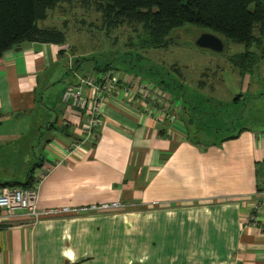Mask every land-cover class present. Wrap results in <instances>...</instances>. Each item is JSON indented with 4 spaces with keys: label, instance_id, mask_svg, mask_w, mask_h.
I'll return each mask as SVG.
<instances>
[{
    "label": "crops",
    "instance_id": "obj_1",
    "mask_svg": "<svg viewBox=\"0 0 264 264\" xmlns=\"http://www.w3.org/2000/svg\"><path fill=\"white\" fill-rule=\"evenodd\" d=\"M67 47L23 42L0 56V163L7 179L0 188L24 183L38 164L33 178L50 169L38 187L39 210L110 201L123 208L36 222L0 210V264H264V203L258 227L243 225L257 186L264 188V132L218 136L200 129L197 110L216 109L210 98L218 92L185 94L180 86L169 97L184 105L176 122H153L140 100L111 103L102 109L96 144L85 141L57 164L78 134L55 129L61 91L74 83L72 72L94 71L86 62L74 65L85 57ZM123 71L112 70L119 83L149 81ZM245 77L238 78L242 84Z\"/></svg>",
    "mask_w": 264,
    "mask_h": 264
},
{
    "label": "rangeland",
    "instance_id": "obj_2",
    "mask_svg": "<svg viewBox=\"0 0 264 264\" xmlns=\"http://www.w3.org/2000/svg\"><path fill=\"white\" fill-rule=\"evenodd\" d=\"M47 26L61 29L66 37L68 53L84 56L90 60L87 64L101 67L108 63L111 69L119 72L129 68L144 80L155 83L163 80L166 83L164 89L171 94L180 91L178 86H182L185 94L197 93L206 97L211 96L207 91L213 88L218 93L210 101L211 107L216 109H209L204 104L200 106L196 115L200 129L217 130L218 136H226L243 128L264 132L263 66L253 68L254 72L246 76L242 84L236 71L226 62L227 56L242 51L241 45L221 39L223 49L219 53L200 49L194 45L195 40L201 34L210 32L203 28L183 26L172 32L167 48H140L142 32L138 25L100 30L99 16L91 9L81 8L77 0H73L71 5L62 3L50 11L47 19L39 23V27ZM243 91L246 93L243 94ZM235 94H241L238 104L230 103ZM251 96L257 98L252 99ZM41 135L45 134L41 132ZM3 169L0 163V181H7L2 174ZM18 172L19 168H16L17 175ZM19 179L17 181H22V178ZM125 216L129 218L130 215L123 216L127 222Z\"/></svg>",
    "mask_w": 264,
    "mask_h": 264
},
{
    "label": "trees",
    "instance_id": "obj_3",
    "mask_svg": "<svg viewBox=\"0 0 264 264\" xmlns=\"http://www.w3.org/2000/svg\"><path fill=\"white\" fill-rule=\"evenodd\" d=\"M72 1L0 0V56L23 42L63 45L66 37L61 29L39 27V23L46 20L48 13L60 4L71 5ZM77 2L81 8L91 9L99 16L100 30L103 28L107 29L106 31L113 30L121 25H138L142 32L139 39L140 48H167L170 45V35L175 29L192 26L206 29L220 37V40L242 46V51L226 57L227 64L240 78L253 73V68L255 70L260 61H264V0H77ZM88 61L90 60L81 58L74 60L73 64ZM130 64L131 62L129 66ZM91 66L94 71L114 70L108 63L101 67L91 63ZM150 82L162 89L167 96H171L164 89L165 81ZM180 107L181 110L184 109V105L180 104ZM55 129L63 136H67L64 126ZM35 167H38V164L29 167L24 183L6 182L2 183L1 187H32L34 181L32 173ZM262 182L264 183V179ZM257 187L256 190L263 189L259 185Z\"/></svg>",
    "mask_w": 264,
    "mask_h": 264
},
{
    "label": "built area",
    "instance_id": "obj_4",
    "mask_svg": "<svg viewBox=\"0 0 264 264\" xmlns=\"http://www.w3.org/2000/svg\"><path fill=\"white\" fill-rule=\"evenodd\" d=\"M69 65L70 62L67 66L70 67ZM71 75L74 77V83L66 85L59 98L63 110L59 126H64L66 130L77 131L78 134L76 141H67L62 151L61 162L57 164H64L68 156L80 149L85 141L89 140L96 144L99 138L102 109L111 103L130 105L140 100L142 114L153 122L161 123L166 120L168 123H174L177 120L180 108L178 102L172 104L169 96L151 82L125 79L119 83L117 76L110 69L93 71L83 76L74 72ZM259 139L264 142V134H260ZM49 172V168H43L34 177L30 188L1 187L0 210L8 215L13 212H23L33 222H36L49 216L77 215L86 211L98 212L123 208L121 203L110 201L90 204L80 209H75L71 205H60L51 209L39 210L37 208L38 187ZM263 203L264 188L254 192L253 200L249 204V214L244 218L243 225L258 227L256 213Z\"/></svg>",
    "mask_w": 264,
    "mask_h": 264
},
{
    "label": "water",
    "instance_id": "obj_5",
    "mask_svg": "<svg viewBox=\"0 0 264 264\" xmlns=\"http://www.w3.org/2000/svg\"><path fill=\"white\" fill-rule=\"evenodd\" d=\"M194 45L200 49H206L215 53H219L223 49L221 40L211 33L201 34L197 37Z\"/></svg>",
    "mask_w": 264,
    "mask_h": 264
}]
</instances>
